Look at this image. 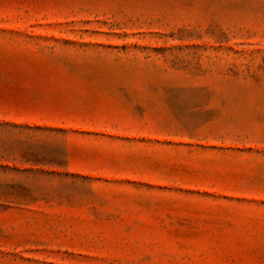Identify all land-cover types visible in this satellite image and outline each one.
Listing matches in <instances>:
<instances>
[{"label":"rangeland","instance_id":"1","mask_svg":"<svg viewBox=\"0 0 264 264\" xmlns=\"http://www.w3.org/2000/svg\"><path fill=\"white\" fill-rule=\"evenodd\" d=\"M0 264H264V0H0Z\"/></svg>","mask_w":264,"mask_h":264}]
</instances>
